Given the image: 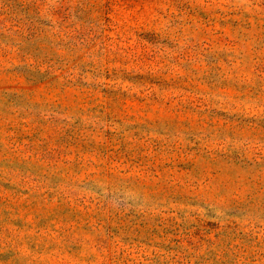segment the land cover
<instances>
[{
	"label": "rangeland",
	"instance_id": "1",
	"mask_svg": "<svg viewBox=\"0 0 264 264\" xmlns=\"http://www.w3.org/2000/svg\"><path fill=\"white\" fill-rule=\"evenodd\" d=\"M0 264H264V0H0Z\"/></svg>",
	"mask_w": 264,
	"mask_h": 264
}]
</instances>
